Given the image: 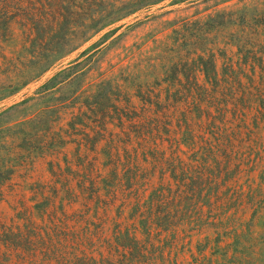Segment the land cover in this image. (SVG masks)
Wrapping results in <instances>:
<instances>
[{
    "label": "trees",
    "instance_id": "obj_1",
    "mask_svg": "<svg viewBox=\"0 0 264 264\" xmlns=\"http://www.w3.org/2000/svg\"><path fill=\"white\" fill-rule=\"evenodd\" d=\"M163 1L0 0V102ZM240 4L56 98L77 59L14 106L53 108L0 117V264H264V4Z\"/></svg>",
    "mask_w": 264,
    "mask_h": 264
},
{
    "label": "rangeland",
    "instance_id": "obj_2",
    "mask_svg": "<svg viewBox=\"0 0 264 264\" xmlns=\"http://www.w3.org/2000/svg\"><path fill=\"white\" fill-rule=\"evenodd\" d=\"M241 0H165L149 9H146L133 17L102 31L92 38L79 50L61 61L55 68L49 71L44 77L23 89L17 95L0 102V117L3 123L14 125L19 121H24L25 117L30 119L34 113L46 107L53 108L55 98L33 100L25 105L24 100L35 96L36 92L45 85L56 74L65 70L69 65L80 59V66L74 71L62 75L60 80L73 72L77 75L69 84L59 86L56 98H69L81 87L86 89L92 83H97L111 76L114 69L117 71L121 67H126L129 63L139 62L140 57H156L163 54V50L171 43L174 24L184 19L192 21H204L210 15H215L225 9H236L240 7ZM251 5L264 4V0H246ZM111 34V32H113ZM108 34V36H107ZM223 40V39H222ZM220 47H223L220 44ZM18 49V43H11L9 52ZM82 55L84 57L82 58ZM135 57L134 60H131ZM93 62L90 64V61ZM89 65V66H87ZM87 66V67H86ZM116 66V67H115ZM86 67V68H85ZM113 67H115L113 69ZM84 69V70H80ZM14 107V108H13ZM68 117H65L68 120ZM46 165L38 163L35 171L31 174L33 180L46 179L48 173ZM31 180V181H33ZM15 182L24 185L23 179L17 176ZM19 188V187H18ZM0 211L12 213L8 202L0 201ZM204 237H195L194 251L197 241ZM182 259L191 261L190 254H186Z\"/></svg>",
    "mask_w": 264,
    "mask_h": 264
}]
</instances>
